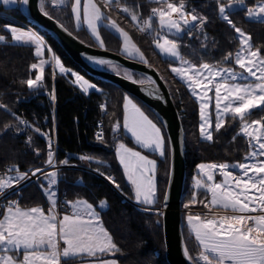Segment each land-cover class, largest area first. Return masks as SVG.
<instances>
[{
  "label": "trees",
  "instance_id": "16d2710c",
  "mask_svg": "<svg viewBox=\"0 0 264 264\" xmlns=\"http://www.w3.org/2000/svg\"><path fill=\"white\" fill-rule=\"evenodd\" d=\"M102 10L113 18L126 30L136 45L144 53L147 62L153 65L165 80L175 100V85L181 91L186 114L182 122L185 128V157L186 182L183 204L192 201L194 188H190V180L198 176L197 166L201 162H242L249 152V143L243 134H238L242 121L231 115L225 117V126L219 132L213 131V140H203L199 132V103L187 87L179 81L171 71L175 60L164 57L155 46L159 22L151 18L152 10L160 3L156 0H119L121 9L114 4H107L96 0ZM174 3H185L186 11L204 19L201 24L184 31L177 39L179 51L184 59L196 65L209 63L216 66L234 65V56L241 45V41L234 29L220 16L218 3L228 0H168ZM256 0H245V6L232 9L228 12L236 27L246 31L252 41V46L264 55V20L252 19L247 11ZM67 3L56 5L45 0V10L63 23L71 32L83 41L98 46L89 32L84 28H77L73 14ZM128 8V12L124 11ZM5 13V14H2ZM132 14L138 19L133 21ZM11 16L13 18H11ZM148 19L150 28L141 31L140 20ZM28 20L22 13L20 5L4 7L0 3V35L11 40L7 26L18 25ZM28 24H31L28 22ZM33 25V24H31ZM33 27L38 28L33 25ZM47 44L52 48L65 67L81 73L96 85V89L88 93L82 92L72 81L71 75L57 73L53 77L51 66L45 67L44 80L38 89H30L26 85L29 78H35L37 70L30 66L39 61L32 44L0 42V173L6 167L27 171L47 163L48 143L50 138L53 150H56V164L66 166L58 170V191L64 195L65 201L86 199L94 205L100 213L101 220L110 233L113 242L119 248L113 256L121 264H169L165 257V244L162 226V216L154 211H144L137 208L125 196L132 199L133 193L127 183L124 171L120 166L115 146L123 141L134 145L131 139L123 132L124 109L126 95L133 97L137 103L162 127L167 139V152L163 159H159L158 200L157 207H162L170 168V149L168 137L157 116L137 97L127 93L120 86L98 79L86 73L63 50L58 42L45 30L38 28ZM103 39V47L122 53L120 37L110 31L104 24L99 27ZM231 54V55H229ZM124 68V67H123ZM127 69V68H125ZM129 70L137 81L147 77L138 72ZM56 99H51L52 95ZM106 105L107 114L104 117L105 136L98 140L94 133L95 119L98 116V105ZM246 119L249 121L261 120L264 122V107L254 109ZM20 121L25 123L21 124ZM119 123L121 128L114 131ZM46 133L42 136L36 132ZM235 137V139H233ZM39 153V155H37ZM92 156L100 163H90V168L108 174L116 181V187L111 181L89 169L84 168L82 156ZM190 189V191H189ZM205 201L210 195L204 189L197 192ZM18 198L19 206L30 207L35 205L47 206V201L38 180H30L18 189L11 191L3 201ZM106 202V208L101 209L99 203ZM197 207H205L198 204ZM184 243L188 254L192 258L201 251L199 242L183 224ZM76 260H69L74 262Z\"/></svg>",
  "mask_w": 264,
  "mask_h": 264
},
{
  "label": "snow or ice",
  "instance_id": "6c2138e0",
  "mask_svg": "<svg viewBox=\"0 0 264 264\" xmlns=\"http://www.w3.org/2000/svg\"><path fill=\"white\" fill-rule=\"evenodd\" d=\"M56 3L57 0H50ZM68 0H59V3H67ZM111 2V0H109ZM237 4H244L245 0H233ZM3 5L23 4L28 5L29 0H0ZM39 9L44 16L49 12L45 10V0H39ZM218 11L222 18L238 33L241 37L242 51L236 53L235 64L239 66L243 73L227 71L231 80L236 81L242 78L245 83H228L223 79L222 70L215 68L209 63H202L197 66L185 60L179 51L177 39H169L167 35L157 38L155 46L161 53L176 58L181 66L172 67L171 71L186 81L187 87L199 100V132L202 138L212 141L213 131L219 132L225 126V117L231 115L233 118H239L242 121L238 134L247 136L250 142L254 141L257 150L252 151L246 160L250 163H239L230 165L228 163H201L198 168L206 177L205 181L197 180L196 188H202L210 194V204L220 206L225 210H231L232 214L217 216L212 214L210 217H201L200 215H187V225L194 233L196 240L201 246L199 259L204 264H264V122L254 120L248 122L246 116L253 109L264 107V56L260 50H252L250 38L246 36L239 27H236L230 17L227 15L228 9L232 3L225 5L218 3ZM71 12L75 16L77 27L81 23L86 24L87 28L98 39L99 23L104 20L105 13L97 6L94 0H74L69 4ZM128 12V8H124ZM159 16L161 28H167L169 32L175 31L177 37L184 31V26H191L199 21L203 24V18L197 15H191V19L186 18L184 5L177 6L175 3L167 4L166 8L152 10ZM173 14L178 19H173ZM249 17L264 14V2L257 9H248ZM131 19L137 21L136 14H132ZM112 28L117 29L123 36V52L128 57L138 56L141 61L147 64L144 53L135 43L132 42L129 33L119 27L115 20H110ZM146 27L151 24L145 22ZM61 27H63L61 25ZM145 28H141L144 31ZM12 40L24 44L35 45V55L40 57L38 63L31 64V70H38L35 78H29L26 85L30 89H38L40 82L44 80L45 65L53 64L54 72L58 69L60 74L71 75L74 77L73 83L78 85L84 93L89 89H95L94 84H90L82 75L73 73L71 69L65 67L58 56L53 55L50 59H45V49L47 45L44 38L38 33L28 30L23 31L16 27L8 29ZM4 37L0 36V41ZM103 46V41H100ZM51 51V49H48ZM231 55V54H229ZM95 63L101 66L111 64L109 59L89 57ZM119 74V73H117ZM222 78L218 81L217 78ZM131 80L132 77L128 76ZM143 84L144 80L133 81ZM154 83V81H151ZM214 89L215 101V124L213 125L210 113V105L213 97L209 92ZM155 94V90H153ZM161 98V97H157ZM54 101L55 95L51 96ZM0 108L5 106L0 105ZM124 120L123 128L130 133L135 143L142 149H152L165 155L166 141L162 134L161 127L157 126L141 108L133 102L132 99L125 97L123 103ZM21 124L25 123L20 121ZM121 128L117 123L114 131ZM40 133L39 129H35ZM47 136L46 133H40ZM101 137H98L100 139ZM235 139V137H233ZM47 164L54 166L53 141L49 138ZM115 153L119 163L123 167L127 181L134 187L135 200L143 205L152 206L157 203V183L156 170L157 161L149 159L141 151H135L127 147L124 143L118 144ZM39 155V153H37ZM82 160H88L90 157L83 156ZM67 165L68 161L64 160ZM238 168L240 175H234L230 168ZM42 173L47 180L49 188L44 189L49 193L52 207L48 214L40 207H32L28 210H22L16 202L7 205L3 218L0 219V245H4V252L15 249L19 253L24 250L22 260L18 261L13 255H0V264H61V256H79L86 254L90 257H96L98 254L119 252V248L113 242L108 231L102 226L100 215L93 208V205L87 201H77L72 203L66 201L72 207L71 214H65L62 218L56 215L57 201L54 198L56 193L51 192L52 186L56 185L55 171L44 173L43 169H35L33 176ZM219 174L223 177L221 182H215V176ZM28 174L21 173L17 177H9L0 180V195L4 190L18 185L21 181L27 180ZM38 179L40 177H37ZM116 187V181L108 176ZM167 195L164 199L167 200ZM196 202V196L192 197V203ZM207 206V205H206ZM186 209L189 204L183 205ZM145 211H154L157 216L163 215L160 209L145 208ZM259 210L260 214H254ZM63 241L65 247L61 253L58 250L59 243ZM187 255L188 249H184ZM191 260L192 257L189 256ZM102 264H117L116 260H105Z\"/></svg>",
  "mask_w": 264,
  "mask_h": 264
},
{
  "label": "water",
  "instance_id": "95a60500",
  "mask_svg": "<svg viewBox=\"0 0 264 264\" xmlns=\"http://www.w3.org/2000/svg\"><path fill=\"white\" fill-rule=\"evenodd\" d=\"M19 5L26 19L49 33L86 73L120 86L146 104L160 120L167 134L170 149V168L165 191L168 198L163 199V215H161L165 257L169 264H196L184 251L186 247L183 233V198L187 171L185 128L171 92L160 72L148 62L145 64L121 52L83 41L53 16H44L38 6L39 0H29L28 5ZM89 57L109 59L111 64L143 74L147 79L143 84L135 83L133 81L137 80L133 78L129 80L128 76L117 74L118 72L93 62Z\"/></svg>",
  "mask_w": 264,
  "mask_h": 264
},
{
  "label": "crops",
  "instance_id": "0c3cea01",
  "mask_svg": "<svg viewBox=\"0 0 264 264\" xmlns=\"http://www.w3.org/2000/svg\"><path fill=\"white\" fill-rule=\"evenodd\" d=\"M103 2H105V3H107V4H114V5H116L118 8H120L121 9V5L119 4V0H111V2H109V0H102ZM156 1H158L161 5V7L160 8H166L167 7V4H169V3H171V2H169V1H167L166 2V0H156ZM73 2H74V0H73ZM83 2H84V0H82V4H83ZM94 2L97 4V6L98 7H100L99 6V4L97 3V1L96 0H94ZM2 4V3H1ZM3 5V4H2ZM19 4H10V5H3L4 7H16V6H18ZM101 8V7H100ZM101 10H102V8H101ZM102 12H104L103 10H102ZM105 13V12H104ZM187 13V12H186ZM73 14V13H72ZM176 14H173V16H175ZM187 16H188V14H187ZM105 19L104 20H102L100 23H99V26H98V31H99V33H100V30H99V27H100V25H102V24H104L110 31H112L114 34H116L118 37H120V39H121V42H122V53L123 54H125L124 52H123V36H122V34L117 30V29H114V28H112L111 26H110V24H109V21L110 20H114L113 18H111L109 15H107L106 13H105ZM73 18H74V21H75V16H74V14H73ZM147 21H149L148 19H147ZM158 22H159V20H158ZM75 24H76V21H75ZM118 24V23H117ZM119 25V24H118ZM76 27H77V24H76ZM80 27H84L88 32H89V34L91 35V37L94 39V41L98 44V45H100V46H102L101 45V43H100V41L102 40L103 41V39H102V37H101V34H100V37H99V39L95 36V35H93L92 34V32L87 28V25L86 24H83V23H81V25L79 26V27H77V28H80ZM119 27L120 28H122L120 25H119ZM185 28H186V26H184ZM10 29V28H9ZM123 29V28H122ZM124 30V29H123ZM124 31H126V30H124ZM185 31V30H184ZM183 31V32H184ZM127 32V31H126ZM182 32V33H183ZM182 33H180V35L182 34ZM168 34H172V35H177L176 33H175V31H172V32H169L168 31V29L167 28H161L160 27V24H159V28H158V32H157V38H161V37H163V36H165V35H168ZM179 35V36H180ZM129 36H130V34H129ZM4 37V36H3ZM131 37V36H130ZM171 39H172V37H171ZM131 40H132V42L133 43H135L134 41H133V39L131 38ZM0 42H3V43H5V42H12V43H22V42H17V41H14V40H12V37H11V40L10 41H8L6 38H4V40L3 41H0ZM136 44V43H135ZM103 45H104V43H103ZM138 47V46H137ZM158 49V48H157ZM158 51L160 52V50L158 49ZM161 53V52H160ZM164 57H168V58H171V59H173V60H175L176 61V63L172 66V67H179V66H181V64L179 63V61L176 59V58H173V57H170V56H168V55H166V54H163V53H161ZM181 54V53H180ZM126 55V54H125ZM131 58H135V59H139V57L138 56H134V57H131ZM140 60V59H139ZM171 67V68H172ZM73 73H78V74H80V75H82L81 73H79V72H76V71H73V70H71ZM173 73V72H172ZM174 74V73H173ZM83 76V75H82ZM174 76L179 80V81H181L186 87H187V83H186V81H184V80H182L180 77H178L176 74H174ZM84 78H86L85 76H83ZM87 79V78H86ZM90 81V80H89ZM90 84H94L93 82H89ZM95 85V84H94ZM76 86H78V85H76ZM96 86V85H95ZM79 87V86H78ZM79 89H80V87H79ZM95 89H96V87H95ZM187 89L190 91V93L196 98V100L198 101V98L191 92V90L187 87ZM81 90V89H80ZM91 90H94V89H89V91L88 92H90ZM82 91V90H81ZM83 92V91H82ZM125 97H127V98H130V99H132L133 100V102L134 103H136L140 108H141V110L145 113V115H147L148 116V118L149 119H151L154 123H157L138 103H137V101L133 98V97H131L130 95H126ZM125 101V100H124ZM198 103H199V101H198ZM157 126L158 127H161L158 123H157ZM161 129H162V127H161ZM123 132L131 139V141L134 143V145H129V144H127V143H125V142H123V141H120V142H118L117 144H116V146H115V148L118 146V144H120V143H124L127 147H129V148H132L133 150H135V151H141L142 152V154L143 155H146V156H148L149 157V159H154V160H156L157 161V170H156V183H157V200H158V179H157V171H158V164H159V159H163L164 157H165V155H166V152H167V139H166V135H165V133H164V131H163V129H162V134L164 135V137H165V141H166V151H165V155L164 156H160L159 155V153L158 152H156V151H153L152 149H142L141 147H140V145H138V144H136L135 143V141H134V139L133 138H131V135H130V133H128L124 128H123ZM202 138V137H201ZM203 140H206V139H204V138H202ZM53 144H55V142H53ZM54 151V153H55V156H54V166H50V165H48L47 163L44 165V166H41V167H36V168H33V169H30V170H27V171H22V170H18V169H16V170H13L12 172H6L5 173V179H8L9 177H17L19 174H21V173H27V174H32V172L35 170V169H43V172L44 173H50V172H53V171H55L56 173H57V176L55 177V179H56V181H57V183H58V178H59V174H58V170L61 168V167H63V166H66L65 164H56V162H55V158H56V150H53ZM116 157H117V155H116ZM117 160H118V157H117ZM119 162V161H118ZM120 164V163H119ZM200 164V163H199ZM199 164H198V166H199ZM120 166L122 167V165L120 164ZM198 166H197V171H198ZM122 169H123V167H122ZM199 173V175L198 176H195V178H194V185H195V182L197 181V180H200V176H201V173L200 172H198ZM125 174V173H124ZM29 177V176H28ZM37 177H40L39 178V184H40V186H41V189H42V192H43V194H44V196H45V199H46V201H47V206H43V205H41V204H39V205H35V206H30V207H23V206H19L22 210H28V209H30V208H32V207H40V208H42L43 210H44V212H45V214H48V211H49V209L52 207V205H51V199L49 198V193H47L46 191H44V189H48L49 188V185H48V182H47V180L43 177V174L42 173H37V175L36 176H30V178H28L27 180H24V181H21L18 185H14L13 187H11V188H9V189H6V190H4V192H3V194L2 195H0V219H2L3 218V214L6 212V208H7V205L9 204V201H3L2 200V198H4V196H6L8 193H10L11 191H14V190H16V189H18L19 187H21L22 185H24L25 183H27L28 181H30V180H38V178ZM125 178H126V174H125ZM126 181H127V178H126ZM56 183V185H54V186H52L51 187V189H50V191L51 192H55L56 193V195H55V199H56V201H57V204H56V215L58 216V218H62V216L63 215H65V214H71V213H69V212H67V211H65V210H63V209H60L59 208V206H58V204H59V191H58V184ZM127 183L130 185V187H131V189H132V193H133V197H132V199H131V202H133V203H135V204H141V205H143L142 203H139V202H137L136 200H135V191H134V187L130 184V182H128L127 181ZM77 201H87L86 199H76V200H73V201H70V202H72V203H75V202H77ZM101 202H105V201H101ZM101 202L99 203V206L101 207V209H105L106 208V206H103V205H101ZM87 203H90L89 201H87ZM106 203V202H105ZM91 204V203H90ZM67 205L72 209V207H71V205L70 204H68L67 203ZM93 205V204H92ZM143 206H146V207H150V208H155V207H157L156 206V204L155 205H152V206H147V205H143ZM93 208H94V210L96 211V212H98L96 209H95V207H94V205H93ZM99 213V212H98ZM99 215H100V213H99ZM100 220H101V217H100ZM101 224H102V226L106 229V227L104 226V224H103V222H102V220H101ZM107 230V229H106ZM108 231V230H107ZM109 233V232H108ZM109 235H110V233H109ZM111 236V235H110ZM65 247V245L63 244V241H61L60 243H59V245H58V250L62 253L63 252V248ZM4 248H5V246L4 245H0V255H4V254H7V255H13L14 256V258H16V259H19V260H21L22 259V257H23V254H24V250L23 249H20L19 250V253H17V250H15V249H12V250H10V251H8L7 253H5L4 252ZM113 254L114 253H103V254H98L96 257H90V256H88V255H86V254H82V255H79V256H70V257H63V256H61V264H102V262L103 261H105V260H116L117 261V264H121L114 256H113ZM69 260H76V261H74V262H68Z\"/></svg>",
  "mask_w": 264,
  "mask_h": 264
},
{
  "label": "rangeland",
  "instance_id": "374dc122",
  "mask_svg": "<svg viewBox=\"0 0 264 264\" xmlns=\"http://www.w3.org/2000/svg\"><path fill=\"white\" fill-rule=\"evenodd\" d=\"M168 0H166V2H167ZM169 2H171V3H174V2H172V1H169ZM262 2H264V0H256V1H254V4L252 5V6H248L249 8H251V9H257L258 10V6L259 5H261L262 4ZM228 3H232V7L230 8V9H228V12L230 11V10H232V9H235V8H238V7H241V6H245V2H244V4H237V3H235V2H233V0H228L227 2H225L224 4L225 5H227ZM175 4H177V6H179L180 4H183L184 5V11H185V13L187 12L186 11V8H185V3H183V2H180V3H175ZM161 5V4H160ZM161 6H157L156 8H154V9H159ZM228 12H227V15H228ZM2 14H5V13H3L2 12ZM186 14H188V16L186 15V18L187 19H191V15H193V14H191V13H189V12H187ZM220 16H221V14H220ZM229 16V15H228ZM222 17V16H221ZM11 18H13L12 16H11ZM151 18H155V19H157V20H159V16L157 15L156 17H152V15H151ZM151 18H148V19H151ZM250 18H252V19H257V20H264V14H260L259 16H253V17H250ZM173 19H178V16L177 15H175V16H173ZM142 20H145L146 22H149V21H147V19H145V18H143ZM197 22H194L191 26H186V28L184 27V25H182V27L184 28V30L186 31V30H188V29H190V28H192L193 26H195L194 24H196ZM11 27H16V28H19V29H21V30H23V31H28V30H31V31H34V32H36V33H38L39 35H41L42 37H43V35L41 34V32L38 30V28H36V27H33V26H27L26 24H22V23H20V26H18V25H9V26H7V28L9 29V28H11ZM241 30H242V32L246 35V36H248L249 38H250V44H251V47H252V50H256V48H254L253 46H252V41H251V37H250V35L246 32V31H244L242 28H240ZM11 34V33H10ZM237 35H238V37H239V39H240V41H241V37H240V35L237 33ZM0 36H2V35H0ZM168 37H169V39H171V34H168L167 35ZM4 38H6L5 36H4ZM44 38V37H43ZM44 43L47 45V48L45 49V55H44V58L45 59H50L53 55H54V52H53V50H52V48L47 44V42L45 41V39H44ZM34 46V48H35V45H33ZM103 47V46H102ZM48 49H51V51H48ZM242 51V46L240 45V47L238 48V50L236 51V53L237 52H241ZM236 53H235V56H234V65H232V66H216V65H213L215 68H217V69H220V70H222V76H223V79H225V80H227V82L228 83H245L246 81H244L242 78H239L238 77V79L236 80V81H233V80H231V78L229 77V75H228V72L227 71H223V70H232V71H234V72H238V73H243V70H241L240 68H239V66L238 65H236L235 64V57H236ZM262 55V54H261ZM262 56H264V55H262ZM39 59H40V57H39ZM185 60H187V61H189L190 63H192V64H194L193 62H191L190 60H188V59H185ZM39 62V61H38ZM37 62V63H38ZM113 66H109V65H105L107 68H109V69H111V70H113V71H115V72H118V73H121V74H123V75H126V76H131L133 79H134V76L132 75V73L129 71V70H127V69H125V68H123V67H121V66H118V65H114V64H112ZM212 65V64H211ZM47 66H51V68H52V73L54 72V65L53 64H47V65H45V67H47ZM197 66H199V65H197ZM67 68V67H66ZM69 69V68H68ZM37 72H38V70H37ZM57 73H59V71H58V69H55V74H53V77H55L56 76V74ZM86 79V78H85ZM221 79L222 78H217V80L218 81H221ZM88 82H90L88 79H86ZM209 95L210 96H212L213 97V101H212V104L210 105V113H211V119H212V122H213V125L215 124V101H214V89H213V91H211V92H209ZM199 101V100H198ZM254 110V109H253ZM253 110H251V112L253 111ZM254 121V120H253ZM201 122V121H200ZM248 122H251V121H249L248 120ZM263 122V121H262ZM243 123V122H242ZM242 123H241V126H242ZM245 136V135H244ZM246 138H247V140H248V143H249V152L247 153V155H246V157H249L250 156V153L252 152V151H255V150H257V148L254 146V141L253 142H250V140H249V138L247 137V136H245ZM86 156H88V155H86ZM83 157V156H82ZM88 157H90V159H88V160H82V162L84 163V165L85 166H83L84 168H86V169H89V170H91V171H93V172H95V173H97V174H99V175H102V176H104V177H106V179H107V177L109 176L108 174H104V173H101V172H99L97 169H92V168H90V163H93V162H98V163H100V162H102V161H100L99 159H96V158H94V157H92V156H88ZM245 157V158H246ZM258 159H264V157H258ZM250 162H253V161H251V160H244V161H242V162H236V161H227V162H222V163H228V164H230V165H237V164H239V163H250ZM201 163H217V162H201ZM200 163V164H201ZM217 164H219V163H217ZM6 168H8L9 169V171L10 172H12L13 170H16L15 168H13V167H6ZM6 168H5V170H6ZM229 170H231V171H233V173H234V175H240L241 174V172H240V170L238 169V168H235V167H232V168H230ZM31 171V170H30ZM198 172H200L199 171V168H198ZM201 173V172H200ZM28 176H29V178H30V176H32V174H28ZM195 178V177H194ZM194 178L192 179V180H190V184H189V186H190V188H194V193H190V195H192V197L195 195L196 196V202L195 203H192V201H187V202H185L183 205H185V204H189V207L186 209L185 207H183L184 208V212H183V224L186 226V228H188V231L189 232H191L193 235H194V233L191 231V229L188 227V225H187V215L188 214H193V215H200L202 218L203 217H205V216H208V217H210L212 214H215V215H217V216H220V215H226V214H232L231 213V210H225V209H223L222 207H220V206H213V205H211L210 204V199L208 200H206L205 201V199H204V197L205 196H202V198H200V196H199V194L197 193L198 192V190L199 189H202V188H196L195 187V185H194ZM222 179H223V177L222 176H220L219 174H217L216 176H215V182H221L222 181ZM0 180H5V172H3V173H0ZM200 180L201 181H205L206 180V177L203 175V173H201V176H200ZM189 191H190V189H189ZM185 194V193H184ZM210 195V194H209ZM123 196H125V195H123ZM126 198H128L127 196H125ZM128 199H130V198H128ZM198 204H201V205H204L205 207H197L196 205H198ZM101 205H103V206H106V203L105 202H101ZM207 205V206H206ZM139 209H141V210H143L142 208H140V207H138ZM160 208V207H159ZM254 214H260V212H259V210H257V212L256 213H254ZM195 236V235H194ZM200 245V244H199ZM201 247V246H200ZM202 250V249H201ZM201 252V251H200ZM200 252L199 253H197L195 256H194V258H192V260L196 263V264H204V262L202 261V260H200L199 259V256H200ZM18 261H20L19 259H17ZM22 260V259H21Z\"/></svg>",
  "mask_w": 264,
  "mask_h": 264
},
{
  "label": "built area",
  "instance_id": "2783aa9c",
  "mask_svg": "<svg viewBox=\"0 0 264 264\" xmlns=\"http://www.w3.org/2000/svg\"><path fill=\"white\" fill-rule=\"evenodd\" d=\"M156 16H157V14H154L152 12V17H156ZM145 22H146L145 20H141V22H140V27L141 28H146ZM21 23L22 24H26L25 22H21ZM172 97H173V95H172ZM174 102H175V104H176V106L178 108L180 116L182 117L183 115H185L186 114V109H185L183 97H182L181 91H180V89H179V87L177 85H175V100H174ZM106 114H107L106 105L103 102L99 103V105H98V116L95 119V125H94V133H95L96 138L98 139V137H101L98 140L103 139L104 136H105L104 117H105ZM6 172H9L8 168H6L5 173ZM13 201L16 202L19 205L18 198L10 200V203L13 202ZM135 205L137 207L142 208V209L149 208V207L138 205V204H135ZM58 206H59L60 209H63L65 211L69 212V213H72V209L67 205L64 195L60 196ZM159 209L162 210L161 208H159Z\"/></svg>",
  "mask_w": 264,
  "mask_h": 264
},
{
  "label": "bare ground",
  "instance_id": "6f19581e",
  "mask_svg": "<svg viewBox=\"0 0 264 264\" xmlns=\"http://www.w3.org/2000/svg\"><path fill=\"white\" fill-rule=\"evenodd\" d=\"M28 22H29V21H28ZM28 22H27V23H28ZM29 23H30V22H29ZM27 26H28V25H27ZM32 26H33V25H32Z\"/></svg>",
  "mask_w": 264,
  "mask_h": 264
}]
</instances>
